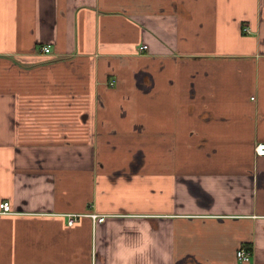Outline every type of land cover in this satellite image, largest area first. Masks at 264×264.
I'll use <instances>...</instances> for the list:
<instances>
[{"label":"crops","instance_id":"obj_1","mask_svg":"<svg viewBox=\"0 0 264 264\" xmlns=\"http://www.w3.org/2000/svg\"><path fill=\"white\" fill-rule=\"evenodd\" d=\"M260 142L264 0H0V264H264Z\"/></svg>","mask_w":264,"mask_h":264},{"label":"built area","instance_id":"obj_2","mask_svg":"<svg viewBox=\"0 0 264 264\" xmlns=\"http://www.w3.org/2000/svg\"><path fill=\"white\" fill-rule=\"evenodd\" d=\"M244 30L248 31L247 28H245ZM144 48H146V45H142L139 47V50H143ZM41 51L43 53H48L49 52V47L47 45H44L41 47ZM255 151L257 154H263L264 153V142H260V143H257L254 147ZM0 208L2 210V212H6V211H9V204L7 201L5 202H2L0 204ZM92 218L94 220H97L98 222H101L104 220L105 216L104 215H98V214H95L93 213L92 215ZM76 217L75 216H72L69 218L68 220V224L69 225H72L74 222H75V219ZM236 257L241 260V261H249L250 259V250L245 248V247H242V248H239L237 251H236Z\"/></svg>","mask_w":264,"mask_h":264},{"label":"rangeland","instance_id":"obj_3","mask_svg":"<svg viewBox=\"0 0 264 264\" xmlns=\"http://www.w3.org/2000/svg\"><path fill=\"white\" fill-rule=\"evenodd\" d=\"M177 147H178L179 149L186 150V149H188V143H186V142H183V143H177ZM183 160H185V159H183ZM187 160H188V159H187Z\"/></svg>","mask_w":264,"mask_h":264}]
</instances>
